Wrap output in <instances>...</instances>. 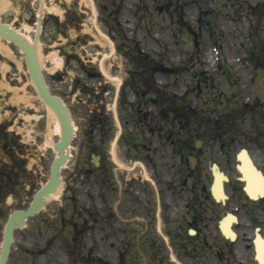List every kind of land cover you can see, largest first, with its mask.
<instances>
[{
    "label": "rangeland",
    "instance_id": "rangeland-1",
    "mask_svg": "<svg viewBox=\"0 0 264 264\" xmlns=\"http://www.w3.org/2000/svg\"><path fill=\"white\" fill-rule=\"evenodd\" d=\"M9 1L8 6H0V19L31 38L33 43L36 42L39 1ZM94 1L99 22L115 42L116 48L115 55L105 61V70L111 76L124 81L117 109L123 128L118 156L121 152L119 158L128 167L134 164L130 160L144 161L142 145L145 142L143 131L146 111L148 118L149 115L152 116V126L156 123L159 127L162 126L157 128L159 136L155 133L152 138L154 143L158 142L157 147L164 155H169V147L166 149L164 143L169 146L170 141L162 139L161 134L164 137L166 132L173 130L180 136V123L170 122L169 115L168 124L165 125L156 115L160 113L161 108L157 105L151 107L149 99H155L159 93L163 97L173 95L177 99L176 105H179L182 89L180 84L193 85L199 72L209 74L223 65H235V55L257 51L259 48L255 23L257 12H254L252 18L244 17L251 13L249 6L258 9L263 0H231L237 1L238 6H228L230 0H125L120 12H115L119 0ZM45 5L42 29L36 44H39L43 73L50 90L63 99L71 112L75 137L71 144L70 158L63 169L62 175L68 178H65L59 201L46 205L44 210L35 216L34 223L29 221L26 228L17 233L10 261H13V264H18L19 260L28 263L55 260L57 264H82L78 255L77 260L72 261V226L63 228L62 219L58 218L77 213L78 223L88 221L92 232L77 241L75 247L82 252L81 256L84 259L88 257L92 264H220L211 260H206L205 263L193 262L187 256L181 255L180 233L178 234L175 219L178 204L163 200L162 193L157 195L149 186L146 188L137 185V191L133 193L135 209L129 214H124L126 210L122 207L128 196V184L124 185L122 181L121 189L124 194L120 197L121 204L117 208L118 217L105 226L110 231H103L97 236L101 223L92 217L88 220L79 217L89 205L88 199L83 198L84 163L89 161L90 167L93 168L91 154L103 152L105 157H108L118 132L112 114L116 85L99 72L100 59L110 53L111 47L95 36L90 7L82 0H45ZM53 7L58 8L59 12L52 11ZM181 23L186 26L181 27ZM262 26L264 28V19ZM237 32H240L241 42L246 44L237 45L236 41L240 39L239 36L236 37ZM245 33L254 39L252 43L255 47L249 45ZM0 43L3 45L0 49V141L7 135L5 130L9 122H3L2 119H7L9 115V102L24 103V106L21 105L18 109L23 120L19 119L16 127V131L23 132V136L26 137V134L33 130L41 135L42 132H56L60 125L55 122L54 116L50 114L49 108L33 86L22 54L14 44L3 40H0ZM208 49L214 56L212 65L204 58ZM55 62L60 63V66L55 67ZM151 63L154 67H166L174 72L154 73ZM154 89L159 93H151ZM29 104L34 107L33 110L28 107ZM37 115L41 116L39 124L37 121H24L28 116L38 119ZM36 125L39 127L34 128ZM23 140L29 143V139ZM172 148L177 150L176 146ZM176 152L178 151H174L175 154ZM106 168L111 170V165ZM137 172L138 168L135 171L122 170L117 172L116 177L129 180ZM157 173L153 165L152 177L161 179V175ZM108 178H111V175ZM147 189L151 195L150 199L148 195L144 198ZM93 190L95 188L89 190L88 194L91 201L90 210L97 212ZM22 195L24 196V193ZM17 197L9 196L10 205L0 206L1 224L4 222L1 212H10L20 207L18 204L25 200ZM141 197L147 200V204L141 201ZM159 198L163 200L161 205L158 204ZM158 205L160 213L157 214ZM159 214L164 234L169 238L168 244L163 236L157 233ZM41 222L43 225L39 231L43 232L34 231L36 223L40 225ZM116 223L117 225L113 226ZM54 235L58 240L45 256H39L38 251L32 250L29 245L39 240L36 248L47 247ZM171 255L177 258L176 263L171 260ZM240 260L244 258L241 256ZM232 264L245 263L238 260Z\"/></svg>",
    "mask_w": 264,
    "mask_h": 264
},
{
    "label": "flooded vegetation",
    "instance_id": "flooded-vegetation-1",
    "mask_svg": "<svg viewBox=\"0 0 264 264\" xmlns=\"http://www.w3.org/2000/svg\"><path fill=\"white\" fill-rule=\"evenodd\" d=\"M260 6L264 7V0ZM263 19L264 12L257 19V51L235 55V65L215 68V72L210 73L203 83L189 86L180 84L183 89H180V110L174 108L173 117L175 122L178 119L180 123V138L167 133L163 137L161 134V138L170 141L177 150L167 143L164 145L166 149L169 147V155H164L159 150L158 142L154 143L152 137L155 133L158 136L160 133H154L157 126H152V116L149 115V118L145 116L143 131L144 161L130 160L131 163H137L135 167L134 164L131 165L130 171H135L138 167L139 174L134 173L129 180L124 177L118 179L117 172L114 171L116 164L110 156L105 157L103 152L94 154L98 158L96 163L93 160L95 156L91 154L93 168L90 167L89 161L84 163L83 198L88 199L89 205L79 217H85L87 220L92 217L101 223L97 236L103 231H110L106 229V223L118 217L117 208L121 204L120 197L124 194L121 189L122 181L124 185L128 184V196L122 208L126 210L124 214H129L134 208L133 193L137 191V185L146 188L151 186L146 179L148 176L162 191L163 200L179 205L177 225L181 255L196 262L200 260V255L204 252L202 250L206 248L209 260L215 263L235 262L242 256L244 263L257 264L254 257L256 238L264 239ZM237 36L241 39L239 32ZM252 42L251 46H254ZM238 43L240 45V42ZM257 79L260 80V86L256 85ZM5 133L7 135L1 141L0 147L1 205H10L9 196H18L17 198L25 200L22 204L21 201L18 204L20 207H16L14 211L1 212V219L6 221L0 223V230L12 213L31 204L36 193L48 181L54 160L51 149L43 153V149L39 148L40 138L43 137L38 135L30 144H25L16 132ZM174 151L178 152L175 154ZM119 156L121 157V152ZM110 165L111 170L106 168ZM153 165L161 179L152 177ZM246 167L251 168L261 181V194L258 197H252L248 191L251 179L245 177ZM124 169L117 168L118 172ZM110 175L111 178H108ZM93 188L97 212L90 210L91 201L88 194ZM147 192L148 189L145 190L144 198L148 195L150 199V192ZM144 198L141 197V201L147 204ZM148 207L149 205L146 206ZM76 215L77 213H72L58 217L62 219L63 228L72 226L75 245L77 241L82 240L79 237L82 231L88 234L92 232L89 222L83 221L79 224ZM34 220L27 222L34 223ZM42 225L43 222L40 225L36 223L34 231H39ZM116 225L117 223L113 224ZM111 229L113 231L112 224ZM21 230L23 229H17L15 235ZM226 232L234 237L230 238ZM57 240L55 235L47 247L36 248L39 240L29 245L32 250L39 252V256H43L49 254L48 251L50 252ZM43 261L28 263L19 260L18 264H57L55 260ZM10 264H13V261H10Z\"/></svg>",
    "mask_w": 264,
    "mask_h": 264
},
{
    "label": "water",
    "instance_id": "water-1",
    "mask_svg": "<svg viewBox=\"0 0 264 264\" xmlns=\"http://www.w3.org/2000/svg\"><path fill=\"white\" fill-rule=\"evenodd\" d=\"M89 2L91 4V8H92L94 18L96 19L97 14H96L94 1L89 0ZM40 4H41V10H43L44 1L40 0ZM40 28H41V26H40V21H39L37 35H39V33H40ZM96 30H97V33L101 37L110 41L109 38L106 35H104L98 27H96ZM0 36L4 39L8 40V41L14 42L22 50V52L25 55V60L27 62L29 71L31 73L32 79L34 81V84H35L38 92L40 93L42 99L51 108H53L56 111V113L58 114V116L61 120V123L63 125L64 136L62 139V143L57 145V149L60 151V154L62 155V157H64V154H62V150L69 143V141L72 137V132H73L72 125L70 122V116H69L68 110L66 109V107L64 106L62 101L57 96L52 95L51 92L49 91L47 85H46V82L44 80V77L42 75V72H41V69H40V66H39L38 60H37L38 59L37 49H36V51H34L32 46H30V44H28L29 41H26L23 38V35H19L17 32H15L8 25L4 24L1 20H0ZM55 167H56V173H57V165H55ZM55 177L57 178V176H55ZM31 212H32V210H30L28 212V214H30ZM11 241H12V229H8L7 230V239L5 242V248L3 249V252H2L1 264H4V261L6 259V256L8 254L9 248H10Z\"/></svg>",
    "mask_w": 264,
    "mask_h": 264
},
{
    "label": "bare ground",
    "instance_id": "bare-ground-1",
    "mask_svg": "<svg viewBox=\"0 0 264 264\" xmlns=\"http://www.w3.org/2000/svg\"><path fill=\"white\" fill-rule=\"evenodd\" d=\"M82 1L84 3H86L88 6L90 5L89 0H82ZM9 3H10L9 0H0V6H2V7L8 6ZM44 8H46L45 5H44ZM52 11L57 12V13L59 12L58 8H56V7H53V10ZM37 16H39L40 18H42V16H44V14H41V10L40 9L38 10ZM91 22H92V24L94 26H96L95 25L94 16L91 17ZM18 33L20 35H23V37L25 38V40L26 41H29L30 44H33L31 38H29L28 36L22 34L19 31H18ZM38 45L39 44H34L35 48L37 49V53H38V61L42 65V57L39 54ZM2 48H3V45L0 43V49H2ZM54 57L56 58V56H54ZM205 60L208 63L213 64L214 57H213L212 53L210 52V50H206ZM59 66H60V63L55 62V67H59ZM108 76L111 77L110 80L113 81L114 83L118 79V78L112 77L109 73H108ZM51 115H54V114L51 113ZM54 117H55V115H54ZM55 120H56L57 123H59L58 122V119L56 117H55ZM57 131L61 133L60 127H59V129ZM244 174L246 175V176L244 175L246 178H250L251 179V181H249L248 191H249L250 195L254 196L260 190L261 181L259 179H255L254 177L251 178L252 172H251V169L250 168L247 169V170L244 169ZM56 194H58V191L56 192ZM255 253H256V257H257L258 263L259 264H264V243H262L261 240H259V239L256 242Z\"/></svg>",
    "mask_w": 264,
    "mask_h": 264
}]
</instances>
